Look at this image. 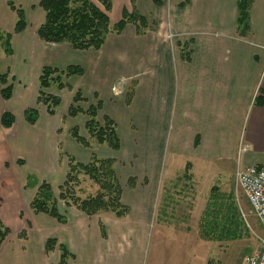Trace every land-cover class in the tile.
Wrapping results in <instances>:
<instances>
[{
    "label": "crops",
    "instance_id": "0c3cea01",
    "mask_svg": "<svg viewBox=\"0 0 264 264\" xmlns=\"http://www.w3.org/2000/svg\"><path fill=\"white\" fill-rule=\"evenodd\" d=\"M29 1L32 4L33 0H26ZM161 3L156 6L144 0V4L153 9L150 17L152 30L141 35L133 33L132 39L124 36L119 38L126 33V29L129 30L130 25H127L116 37H111L116 33L108 34L100 50H75L70 47V52L63 51L61 56L50 57L48 61L45 59L40 68H37V64L35 71L38 79L40 70L45 65L57 68L81 66L83 74L71 78L75 81L71 90L68 89L72 97L78 89L89 105L93 101H100L99 112L117 123L111 105L117 108L120 118L135 116L139 128H143L144 137L148 139V135L153 134L151 138L155 143L153 152L156 157L165 156L164 164L161 163V158L160 163L157 160L154 165H147L140 178L135 175L140 183L132 185L133 189L141 187L144 182L146 186L150 182L162 184L171 177L179 178V173L184 174L188 170L185 177L190 178L193 185L196 183L197 188L204 187L206 191L199 190L196 198L187 206L189 208L193 205L192 202L194 205L200 202L201 205H197L195 211L192 208L190 212L174 213L176 218L173 219L170 216L173 215L172 212L168 214L166 211L167 199H127L122 183V201L130 208L126 216L116 217L106 213L86 215L59 202L57 209L64 216V221L59 222L49 214L33 211L30 208L32 199H26L29 205L27 212L19 205L22 199H7L4 205H0V221L10 232L0 246V264H58L60 246H64L71 254L66 264H144L146 258H150L154 264H159L158 259L161 264L164 263L161 258L172 260L174 256L181 261L183 257L180 251L186 246L194 213L200 208L202 215L206 204L213 202V199H227L230 206L232 204L229 200L237 199L236 189L233 187H236L234 174L239 164L233 161L239 151L241 128L248 113L247 131L243 137L245 145L264 151V104L258 106L254 103L257 95L264 98V0H254L252 3L249 16L251 30L248 36H239L236 32L237 0H212V7L203 2L197 8L193 6L194 0ZM14 4L23 8L26 23L35 17L41 18L42 11L39 8H30L27 12L22 3ZM7 7L9 11L0 7V26L11 31L16 19L14 11ZM211 12H215L214 18L211 17ZM2 13L5 17H2ZM143 14L148 17L146 13ZM43 18L44 13L41 19ZM168 21L171 22L172 29L166 30ZM27 29L28 24L18 35L25 32V36L19 41L23 40L22 45L29 48L31 36L26 37ZM117 44L123 48L120 66L125 69L110 65V55L104 66L97 59V54L104 47L110 46L111 54H116L118 50H114V47ZM90 51L95 54H81ZM14 53L12 49L8 57ZM6 70L16 77L10 66ZM130 71L131 77L136 79L134 96L129 105H126L131 109L128 112L124 108L125 102L121 104L114 97L116 92L111 93L114 90L111 88L117 84L116 77H126ZM12 90L13 95L17 89ZM72 102L71 98L70 104ZM85 102L81 101L79 104L83 111L87 109L82 107ZM25 109L22 116L14 115L15 122L10 128H4L10 133L6 136V141L0 142V160L6 158L3 153L9 152L17 159L20 158L23 153L17 147L21 140H26L24 145L28 156L23 158L25 163L31 160L41 168H49L54 165L52 158L56 157L61 162L59 156L63 151L60 147L63 142L57 143L58 146L53 145L47 119L54 116L56 111L49 115L42 105V109L37 108V121L29 124L24 117ZM3 111L13 113L11 108ZM41 116L44 117L42 120ZM78 117H81L82 133H87L84 128L85 114L80 112L73 119ZM18 121L22 122L21 130H16ZM117 132L120 135L118 129ZM82 133L79 134L83 136ZM139 137L141 138L140 135ZM69 138L71 143H77L71 136ZM195 139L198 140L197 144ZM79 152L83 156V149ZM68 154L70 155L69 151ZM188 155L191 156L184 167H181L182 163H174L177 161L176 157ZM229 155H232V165L226 167L220 160ZM76 158L78 159L77 156ZM254 160V156L249 155L246 162L264 163V157L261 162ZM174 172L178 174L175 176ZM65 175L66 172L63 180ZM119 180L121 181L120 178ZM25 185L23 183L22 187ZM150 188L147 193H150ZM8 200L13 203L9 205ZM182 203L183 199H180L176 206L182 207ZM9 218H14L17 222L14 227L9 224ZM49 238H54L56 244L46 251L45 244ZM176 244H179V250L173 252Z\"/></svg>",
    "mask_w": 264,
    "mask_h": 264
},
{
    "label": "rangeland",
    "instance_id": "374dc122",
    "mask_svg": "<svg viewBox=\"0 0 264 264\" xmlns=\"http://www.w3.org/2000/svg\"><path fill=\"white\" fill-rule=\"evenodd\" d=\"M92 1L95 3L98 2L97 0H92ZM147 1L151 5L159 6L162 4L161 3L162 1H164L165 3H170L171 0H147ZM173 1L177 2L178 0H173ZM9 2H12L13 4L22 3L23 4L22 7H25L27 12L28 10H30V8L32 10L34 9L38 10L39 8L42 11V13L40 12L41 18L44 13V11L38 6L37 0H33L32 4L30 1L26 2V0H0L1 9L2 10L5 9L9 11L7 7L9 6L8 4ZM203 2L206 6L212 7V3H211L212 0H198V1L194 0L193 6L197 8L198 5ZM99 6H101V4ZM123 9H126L128 12H135L145 17L148 24L147 27L142 26L139 20L137 19L135 20L137 26L141 30L143 31L145 30V32L152 30L151 29L152 23L150 22V17L152 15L151 13L153 9L152 7L146 6L144 4V0H112V7L111 10L108 12L111 24L112 23L114 24L121 18ZM140 9L142 10V12H140ZM143 13H146L148 17H146ZM1 15L2 17H5L3 13ZM205 15L208 16L209 14L205 13ZM210 15L212 18L216 16L215 12H211ZM41 18L35 17L34 19L30 20L29 23H27L28 32L26 33V37L31 36V43L29 44V48H26L22 45L23 40L19 41V39L25 36V32L21 35H18L20 33L14 34L13 30L11 31L6 30L7 27H4V29H2L0 26V35H3L2 33L4 34L11 32L13 33L14 36L11 37L10 44H11V48L14 49L15 51L13 56L8 57L9 55L5 52L6 44L4 45L0 44V73H6L7 84L8 83L11 84L14 90L17 89V91H15L11 96V98H9L8 100H4L0 95V116L3 113L2 112L3 110H7L10 108L13 109L12 114H14L17 117L20 115L22 116L24 108L35 107L38 109L39 108L42 109V105L36 103L39 87L37 83L38 73L37 71H35V66L39 64L37 68H40L41 64L45 62L44 61L45 59L48 61L50 57L61 56L63 51L70 52L71 48L74 49L68 44L53 45V44H47L46 42L39 40L37 38L36 31L39 25L44 21V18L43 19ZM15 19H16V13H15ZM40 20L41 23H39ZM127 25H130L128 29L131 32H128L129 30L126 29V33L120 35L119 38H122L124 36V38L128 37L132 39V36H134L133 33H136L134 32L135 27L132 23H129ZM169 28L172 29V24L171 22L169 23L168 21L166 30H168ZM117 35L119 34H113L111 37H116ZM126 42L128 41L126 40ZM119 47L120 45L118 44L115 45L114 47V50H118L116 54H111L112 48L110 46L102 48L100 53L97 54L98 55L97 59L101 61L100 64H103L104 66L105 61L109 59V55H110V59H111L110 65H113L115 68L123 67L120 66L123 60L122 58L123 48L121 47L119 48ZM125 49H127V46H125ZM91 53L95 54V52L93 51L83 52L81 54L87 55ZM7 66H10V70L13 71L16 76L15 78L11 76L9 71L6 70ZM123 69H125V67H123ZM130 74L131 71L126 75V77H116L115 80L117 84L113 86V88H111V90L114 89L113 91L110 90L112 94L116 92L115 94L117 95H114V97L119 99L121 101V104L123 103V101L125 102L124 108L125 111L128 112L131 109L126 107V105L129 104L126 103V99L124 98H126L127 96L126 94H128V96L131 94L132 96L130 97V100L132 101V98L134 96V87H135V79H136L135 77H131ZM128 76L129 79L125 80V78H127ZM64 80L65 79H63V82ZM67 81L68 83L71 84V86L74 85L75 82L74 79L70 78L67 79ZM19 87L21 88L20 90ZM83 89L84 92H87L86 88ZM61 90L58 89L55 82H52L51 86L44 90L47 93L60 95L62 97V101L60 105L56 108V114L52 117H47L50 123V127H49L50 136L53 140L51 142L53 143L54 146L56 145L58 146L59 143L63 142V145L61 144L60 146L63 149V151L60 153L59 156L61 162L58 161L56 157L52 158L51 161L54 163V165L53 166L50 165L49 168H41L37 166L34 162H31V160L25 163V160L23 158L27 157L28 155L26 156L27 149L24 144L27 141L21 140L20 145H18L17 147V150L22 151L23 153V155L20 158L17 159L13 153L9 152V153H3V155L6 158L0 160V205H2L7 199L9 200L22 199V202L19 205L25 212H27L29 205L27 204L26 199H32V196L34 195V193H36V188H37V186L28 185L27 182L29 175L35 176L37 181H39V183L43 181L49 183L52 188L54 199L56 198L57 203L59 202L60 204L63 203V201L58 198V192H59L58 186L62 183L64 173L68 168L66 167L67 165L66 162L68 161V158L69 157L76 158L77 156L78 159L77 158L76 159L79 162L86 163L89 160L91 152L96 153L98 157H102V158L113 156L112 158L115 160V168L118 177L121 179V181L120 180L119 181L121 186L123 183V187L125 188L124 192L127 199H132V198L136 199L137 197H139L140 199H151V201L152 199H167L165 205L166 211L168 212V214L172 212L173 215L170 214V216L173 219L176 218V215L174 213L180 211L190 212L192 208L193 211H195L196 206L201 205L200 202H198L197 205H194V203L192 202L191 204L193 205H191L189 208L187 206L188 203L192 201V199L196 198V195L199 190H201V192L206 191V188L204 187L203 189L197 188L196 183L193 185V183L190 181V178L185 177L188 174L187 172L188 170L185 172L186 175L185 173L178 174L174 172V175L176 176L178 174L179 178L171 177L167 182H164L162 184H160V182H157L156 184L150 182L149 186H146L144 182L141 184V187L137 186L136 188L133 189V187L137 182L140 183V181L136 179L135 175L139 176L140 178L141 175L143 174V170L146 169L147 165H154L157 162V160L160 163L161 158H162L161 163L164 164L165 162V156L156 157V155L153 152L155 149V143L151 138L153 137L152 136L153 134L149 136L148 133H146V135H148L149 137L148 140L147 137H144V134H142L143 128H139L138 122L134 119L135 116L120 118L121 115L118 113L117 108H114L111 105L110 108L113 112H115V118L116 120H118V123L116 121L115 123L117 129L120 132L119 135L120 144H121L120 149L118 151H112L108 148L106 144H97L96 140L90 137L88 133H82L84 131L82 129L83 125L81 123V117L73 119V117L68 116L67 109L71 102L72 93L68 90V88H63ZM85 100L86 99L83 98L82 102H85ZM96 101H93L92 104L96 105ZM88 106H89L88 102L82 104L83 108H87ZM133 113H135V111ZM101 115L102 113L99 112L100 118L102 117ZM43 118L44 117L41 116V120ZM248 121H249V113L246 115V118L242 124V128H241L242 141L238 146L239 151L236 153V156L233 161V162L237 161V163L240 166L249 164L248 162H246L247 156L249 155L254 156L255 159L254 162H261L264 157L263 150H255L253 149V147L245 149L246 145L243 140V137L245 136L247 131ZM21 123H22L21 121L18 123L16 130L23 129L21 127ZM99 123H101L100 120ZM72 127H77L78 132L80 130L83 136H85L84 139L90 142L89 148L84 147L80 143L73 144L70 142L71 140L69 137L71 135L70 131ZM29 130L34 131L32 128H29ZM9 133L10 131L4 130V128H0V142L6 141L7 140L6 136ZM139 135L141 136V138L139 137ZM197 143L198 140L195 139V144ZM81 146L86 148L87 150L82 148ZM80 149H83V153H82L83 156H80L81 154L79 152ZM67 150L70 152V155L68 154ZM190 156L191 155L176 157L177 161L174 163H182L183 165L181 167H184V164L188 163V159L190 158ZM18 160L21 161L20 162L21 164L18 162ZM62 161H63V165H61ZM220 161L224 163L226 167H229L230 165H232V155H229L228 157ZM194 162L198 163V161L196 160H194ZM159 163L157 164V166L159 165ZM55 164H59V165H55ZM255 164L264 165V163L262 164L255 163ZM129 179H132L131 180L132 185L134 186L131 185V181L129 183L128 181ZM79 181L80 184L78 190H76L78 195H80L81 197H85L88 193L92 194L94 192V186H92V183L88 180L87 176H85L84 174L81 175L79 174ZM23 183H25L26 185L22 187ZM150 187L153 188L151 189ZM149 188L151 191L150 193L149 192L147 193ZM233 188L236 189L235 192L237 195V199L229 200L232 206L228 205L227 199L226 200L215 199L218 202L217 201L212 202L210 206L206 204L205 209L209 208L208 214H206V216H204L203 214L201 215L200 208L198 211L194 213V216L191 218L192 227L189 228V233L186 238V242H187L186 246L183 247L182 250L180 251L183 260L178 261L175 256L172 260H169L166 257V258H161V261L164 262L161 264H238L239 259L242 258L244 254L249 253L259 247L260 245L259 238L260 237L264 238V230L261 228L255 215L251 211L250 206L243 192L240 189H238L237 186ZM180 199H183L182 207L176 206V203ZM12 203L13 202H9V205H11ZM214 203H218V204H214ZM103 213L110 214L111 216L112 215L115 216L113 213L110 212H101V213H97L96 215ZM166 219L167 220L169 219V215L167 216ZM8 222L13 227L17 224L14 218H9ZM191 235L192 237H190ZM178 245L176 244L173 247L172 250L173 252L174 251L177 252V250H179ZM157 262H159L160 264V260L157 259ZM144 264H154V263L151 261L150 258H146Z\"/></svg>",
    "mask_w": 264,
    "mask_h": 264
},
{
    "label": "trees",
    "instance_id": "16d2710c",
    "mask_svg": "<svg viewBox=\"0 0 264 264\" xmlns=\"http://www.w3.org/2000/svg\"><path fill=\"white\" fill-rule=\"evenodd\" d=\"M97 1L95 3L92 0H37L38 6L44 11V21L37 28V37L46 43L68 44L75 50H99L105 43L108 34H120L129 23L134 25L137 34L145 33V30H141L135 21L137 19L142 26L147 27L145 17L123 9L121 18L111 24L108 12L111 10L112 0ZM185 1L188 2L189 0ZM253 1L237 0L236 32L239 36H248L250 33L249 16ZM8 4L16 13L13 33H21L27 26L23 9L20 6H15L12 2ZM100 4L102 7L99 6ZM13 33H2L3 35H0V44H6L5 52L8 55L12 53L10 39ZM181 56L184 57L183 54ZM82 74L83 68L79 65H70L65 68L43 66L38 75L39 89L36 102L43 105L49 115H53L61 103V97L47 93L44 90L49 88L52 82L56 83L59 90L63 88L71 90V84L68 83L67 79ZM63 79H65L64 82ZM12 89L11 84H7V74L0 73V95L4 100L11 98ZM126 95V103L129 104L132 95ZM72 101L67 109L68 116L75 117L78 113L83 112L86 116L84 128L89 136L94 138L97 144H106L110 150L118 151L121 144L115 120L103 114L98 119L100 101H97L96 105L90 104L83 111L79 105L83 101V96L78 89L74 92ZM254 103L258 106L263 105L264 98L262 95H257ZM24 117L29 124H34L38 119L37 108H26ZM99 120L101 123H99ZM14 122V114L3 111L0 116V128H10ZM70 134L77 143L89 148L90 142L79 134L77 127H72ZM18 162L21 161L18 160ZM67 167L65 178L58 186V198L63 201L64 205L75 208L86 215L110 212L116 217H123L129 213V206L122 201L123 190L115 168V160L112 157L102 158L91 152L86 163H81L73 157H69ZM79 174L87 176L92 186H94L92 194L88 193L85 197H81L76 192L80 184ZM131 180H128L129 183ZM27 183L29 186H37L36 193L30 202L33 211L49 214L59 222H63L64 216L57 209V201L56 198L54 199L51 185L45 181L39 183L33 175H29ZM215 201L217 200L213 199V202ZM208 210L209 208L205 209V212L203 211L204 216L208 214ZM9 232V228L0 221V246ZM55 244L56 240L54 238L47 239L45 250H51ZM60 249L61 255L58 264H66V260L71 254L64 246H60Z\"/></svg>",
    "mask_w": 264,
    "mask_h": 264
},
{
    "label": "built area",
    "instance_id": "2783aa9c",
    "mask_svg": "<svg viewBox=\"0 0 264 264\" xmlns=\"http://www.w3.org/2000/svg\"><path fill=\"white\" fill-rule=\"evenodd\" d=\"M234 181L235 185L243 192L251 211L264 230V165L237 166ZM259 243L257 249L244 255L240 264H264V238L260 237Z\"/></svg>",
    "mask_w": 264,
    "mask_h": 264
}]
</instances>
